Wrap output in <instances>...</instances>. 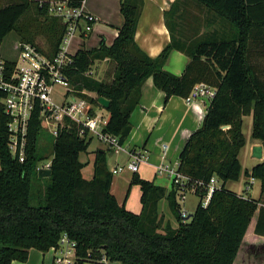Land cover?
Returning <instances> with one entry per match:
<instances>
[{
    "label": "trees",
    "instance_id": "16d2710c",
    "mask_svg": "<svg viewBox=\"0 0 264 264\" xmlns=\"http://www.w3.org/2000/svg\"><path fill=\"white\" fill-rule=\"evenodd\" d=\"M178 1L164 13L166 26ZM188 1L213 15V24L218 18L232 30L227 32L217 20L212 33L200 34L197 25L194 35L175 39L169 31L170 43L151 58L134 40L143 0H119L123 21L113 42L106 45L101 39L95 48L77 50L64 73L75 96L86 99L94 109H99L98 98L109 101L102 132L117 137L121 146L131 131L130 116L148 78L164 93V105L171 97L186 98L197 84L215 89L200 127L178 156L177 170L187 179L185 187L198 198L193 213L186 220L181 218L173 185L166 193L136 174L130 185L140 188L141 211L126 210L110 192L113 174L106 165V151L95 152L91 179L82 176L84 164L79 155L92 138L80 137L78 127L70 122L57 137L50 135V175L39 179L37 163L47 158L40 154L39 139L44 131L38 110L28 123L25 160L20 163L8 149L10 118L1 104L0 90V264L25 263L29 250L45 253L62 234L76 242L80 256L104 253L109 264H233L259 204L227 190L225 184L238 181L242 173L238 154L245 145L243 116H252L251 138L264 149V0ZM80 2L72 0L71 5ZM32 9L34 16L24 20ZM64 32L62 21L49 15L48 1L5 0L0 7V45L8 34L15 33L19 43L31 44L52 58ZM38 34L47 38V51L34 43ZM172 50L189 59L180 76L163 70ZM104 60L114 65L111 80L92 78L91 67ZM2 61L11 71L15 60ZM82 91L92 96L82 95ZM243 174L259 180L264 195V153L262 161ZM213 178L219 185L202 207ZM163 198L175 216L176 228L161 227L158 203ZM255 233L264 235L261 219Z\"/></svg>",
    "mask_w": 264,
    "mask_h": 264
},
{
    "label": "crops",
    "instance_id": "0c3cea01",
    "mask_svg": "<svg viewBox=\"0 0 264 264\" xmlns=\"http://www.w3.org/2000/svg\"><path fill=\"white\" fill-rule=\"evenodd\" d=\"M100 1L96 0L95 4H93L92 0H85L84 10L93 15L96 22L92 25V31L88 36L85 38L74 37L71 40L68 47V52L70 54H75L77 50L82 48H95L98 46L101 39L104 40L106 45H110L117 36V28L122 25L123 20L113 22L112 19L113 16L116 17L118 14L117 9L119 11V0H111V3H114L116 7L115 10H110V12L109 8L106 6V0ZM175 1L176 0H143L142 11L138 20L134 40L138 47L151 58L157 57L164 47L170 43L169 31H171V35H173L175 39H178L187 35H194L196 31L194 27L197 26V20H201V29L204 27L203 32L212 33L213 30L218 27L216 22L213 24L212 17H210V20H205L203 16L194 14L193 8L195 4L188 0H179L177 2V10L171 18L169 17V24L166 26L164 13L169 10L171 4ZM99 4L100 7H98ZM203 32H200V34ZM93 38L94 45L90 48L85 47V42H88ZM188 62L189 59L187 56L179 51L172 50L163 65V70L175 76H180ZM104 65H106L107 68L102 73V70L104 69L101 67H104ZM110 65H112V71L109 73ZM98 66L100 67L99 71L97 72V75L95 77L92 76V78L99 81L104 79L107 81L111 80L114 65L107 60L96 61L91 69ZM93 72L94 71L90 70L89 74H93ZM98 76L100 78H98ZM163 98L164 93L156 89L153 85L152 79L148 78L141 87L138 106L130 116L132 128L128 138L121 146L122 149L118 153H112L111 151L108 152L107 147L95 139H92L86 151L79 155V161L84 164L82 176L85 179H91L93 176V160L95 152H107L106 165L109 172L115 168L122 169L119 173L113 174L110 192L120 205H124L126 210L134 214H139L141 211V192L138 186L130 185L131 179L134 175L126 169V165L131 161L130 154L134 151H142L145 154V161L139 165L138 172L135 173L140 179L151 181L154 185L163 188L166 193L170 192L172 190L171 179L166 175H157L156 166L165 163L174 168L177 167L178 156L183 146L189 136L200 127L205 114L206 104L202 100H196L187 105L184 98L171 97L164 105ZM104 112L105 110L103 113ZM249 117L252 119L251 115L243 116L242 123L244 119ZM162 145L167 147L165 158L163 160ZM255 145L262 146L260 141L251 138L248 145V152L252 161L249 163L250 166L244 170L249 171L252 167L262 161V159L257 160L251 155L252 147ZM246 146L247 143L245 140L244 147L239 151L238 160L241 151L247 148ZM263 153L264 149L262 146V155ZM238 182L239 180L236 182L228 181L225 184V188L243 198L258 200L259 204L247 228L235 259H237L238 264H264V258H262L264 257V235H258L255 233L258 219H261V222H264V195L260 194V181L244 176L243 191L235 188V185H237ZM217 184L219 185V182H217ZM255 184V195L257 194V197L253 198L251 196V191ZM127 190H129L128 195ZM241 192L244 193V195H241ZM189 194L187 193L183 199L176 197L178 208L180 211L187 212L188 217L191 215L190 213H192V210L189 211L182 208V204L185 202ZM158 213L161 220V227H164L165 225H169L171 228L177 227L175 216L172 213L167 200L164 198L158 203ZM241 248H243L245 252H248L249 255L244 258L243 261L239 262L238 257ZM256 248H259V262L256 261L255 258L251 259V252L254 253ZM33 250L34 249L29 250L28 258ZM42 254L45 255L44 253ZM27 261L25 263L13 262L12 264H27ZM41 263L43 264L42 261Z\"/></svg>",
    "mask_w": 264,
    "mask_h": 264
},
{
    "label": "built area",
    "instance_id": "2783aa9c",
    "mask_svg": "<svg viewBox=\"0 0 264 264\" xmlns=\"http://www.w3.org/2000/svg\"><path fill=\"white\" fill-rule=\"evenodd\" d=\"M71 3L72 0L48 1L49 15L60 19L65 25L58 51L52 58L31 44L19 43L16 47L18 55L11 71H8L4 61L0 60V90L3 93L1 104L10 118L7 125L8 149L20 163L25 160L28 123L36 110L41 128L52 137H57L60 129L66 126V122H70L78 127L80 137L87 135L112 153H118L122 149L117 137L102 132L106 124V112L103 113L100 105L99 109H94L86 99L75 96L72 86L67 82L64 71L72 64L74 56L68 52L70 42L74 37L88 36L96 22L95 17L84 10L85 0H81L76 7ZM81 94L92 96L85 91ZM214 95V88L201 83L195 85L184 100L189 105L201 99L210 101ZM92 109L94 114L90 116L89 112ZM166 150L167 147L162 145V160L165 158ZM130 157L131 161L126 165V169L136 173L139 165L146 159L145 154L142 151H134ZM49 166L50 161L41 167L37 166L36 171L49 169ZM121 170L115 168L111 173L117 174ZM156 174L166 175L171 179L173 187L177 189V198L183 199L187 193L193 194L192 190L186 189L187 179L177 167L161 163L156 166ZM217 187V180L211 179L207 186V194L201 201L202 207L207 206L212 192ZM180 215L182 219L188 218L185 211H180ZM45 255L49 256V264H109L104 253H100L98 257L92 256L90 252L80 256L76 242L66 234H62Z\"/></svg>",
    "mask_w": 264,
    "mask_h": 264
},
{
    "label": "rangeland",
    "instance_id": "374dc122",
    "mask_svg": "<svg viewBox=\"0 0 264 264\" xmlns=\"http://www.w3.org/2000/svg\"><path fill=\"white\" fill-rule=\"evenodd\" d=\"M87 1H91V0H87ZM39 2H42V1H39ZM95 2H96V0H92L93 4H95ZM4 4H5V0H0V7L3 6ZM106 6L109 8V12H110V10H115V7H116L114 3L113 4L111 3V0H106ZM98 7H100V4L98 5ZM117 12H118L117 16L116 17L113 16V19H112L113 22H117V21L122 20V16L119 14L118 9H117ZM193 12L196 15L203 16V18L205 20H207V19L210 20V17H212V18L214 17L213 15L209 14L206 10L202 9L198 5L194 6ZM33 16H34V10L32 9L24 16L23 19L24 20L25 19H30ZM217 20H218V18L215 21L216 23H217ZM221 23H224V22H221ZM221 23L218 20V25L226 27L228 29L227 32L232 30L228 23H224V24H221ZM203 24H205V23H203ZM197 25H199V27H200L199 32H203L204 27H203V29H201V26H202L201 20H197ZM34 43L36 45H38L40 49L45 50V51H47L49 49V47H50V45L48 43V40H47V38L44 35H39V34L36 35V37L34 39ZM18 44H19V40H18L17 36L15 35V33L8 34L5 37V39L3 40L2 44L0 45V56H1L0 58L2 60L3 59L4 60L5 59L6 60L7 59L8 60H16L17 55H18V51H17L16 47H17ZM93 45H94V38L89 40L88 42L87 41L85 42V47H89L90 48ZM70 52H71V50H70ZM99 68L100 67L98 66L96 68H92L91 69V71H94L93 74H90L91 77L92 76L95 77L97 75V72L99 71ZM101 68L104 69V70H102V73H103L105 71V69L107 68V66L104 65V67H101ZM111 69H112V65L109 66V73L112 71ZM98 78H100V77L98 76ZM105 81H107V80H105ZM58 90L59 89H57V91ZM57 91L55 90V93H57ZM251 126H252L251 117L244 119V121L242 123V134L245 137V140H246V143H247V146H246L247 148L242 150L241 154L239 156V160H240V163H241V166H242V173H241V177L239 179V182L237 183V185H235V188L240 189V191L244 190L243 189V180H244L243 172L245 171L244 169L249 167L250 166L249 163H251V161H252V159L249 157V152H248V145H249V143L251 141V135H250ZM43 131H44V133L42 134V136L39 139L40 154L42 156H45L47 159L38 162L37 163L38 167L43 166L45 163L50 161L51 157H52L51 156V137L46 132V130L43 129ZM133 174H135V173H133ZM45 182L46 181L42 182V186L45 184ZM255 186H256V184L254 185V187H253V189L251 191V196L253 198L257 197V194L255 195ZM241 195H244V193L241 192ZM31 204L32 205H37V203L35 201H32ZM197 204H198L197 196H195L194 194H189L187 196L185 202H183L182 208H184L186 210H189V211L192 210V213H193V211L195 210ZM192 213H190V214H192ZM186 219H184V220H186ZM248 255H249V253L245 252L244 249L241 248L240 253H239V257H238L239 262L243 261V259L246 258ZM259 256H260L259 248H256L254 253L251 252V259L255 258V260L259 262L260 261ZM262 258H264V257H262ZM41 261L43 262V264H49V256L48 255H43L41 252L33 250L30 253V256L28 258L27 264H39V263L42 264ZM233 264H238L237 259H235Z\"/></svg>",
    "mask_w": 264,
    "mask_h": 264
},
{
    "label": "water",
    "instance_id": "95a60500",
    "mask_svg": "<svg viewBox=\"0 0 264 264\" xmlns=\"http://www.w3.org/2000/svg\"><path fill=\"white\" fill-rule=\"evenodd\" d=\"M205 104L206 107L209 105L210 101L208 99H201ZM98 104L100 105V107L104 110L108 109L109 106V101L104 99V98H98ZM251 155L253 158L257 159V160H261L263 158L262 155V146L261 145H255L252 147L251 150ZM50 175V170L49 169H41L38 172V178H42V177H47Z\"/></svg>",
    "mask_w": 264,
    "mask_h": 264
}]
</instances>
